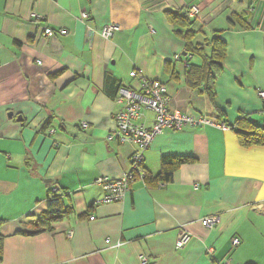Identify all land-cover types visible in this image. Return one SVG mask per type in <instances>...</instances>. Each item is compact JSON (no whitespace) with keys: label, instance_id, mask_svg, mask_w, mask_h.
<instances>
[{"label":"crops","instance_id":"crops-1","mask_svg":"<svg viewBox=\"0 0 264 264\" xmlns=\"http://www.w3.org/2000/svg\"><path fill=\"white\" fill-rule=\"evenodd\" d=\"M167 11L192 22L191 45ZM113 23L120 31L103 40L99 31ZM47 27L68 35L46 38ZM216 35L227 56L212 103L186 75L211 55L205 42ZM134 70L166 85L173 110L230 129L164 131L145 154V171L157 176L163 157L193 161L168 183L135 178L123 201L101 204L95 180L126 175L136 149L108 139L119 87L142 89ZM259 89L264 0H0V264H264V146L243 147L233 131L244 116L264 125ZM140 114L136 123L152 128L154 113ZM51 189L74 214L51 232L25 235ZM210 217L219 218L212 230L201 223ZM181 227L192 240L179 251Z\"/></svg>","mask_w":264,"mask_h":264},{"label":"built area","instance_id":"built-area-1","mask_svg":"<svg viewBox=\"0 0 264 264\" xmlns=\"http://www.w3.org/2000/svg\"><path fill=\"white\" fill-rule=\"evenodd\" d=\"M196 10H192L190 15H195ZM89 15L86 12L81 14V20L86 21ZM120 31V27L113 23L108 24L99 31V35L103 40H110L115 33ZM60 34L62 36L68 35L67 30H54L47 27L43 36L46 38H53ZM93 31L87 28V38L90 40ZM179 59V57H177ZM132 79H139L142 82V89L140 91L131 90L125 85H121L117 92L116 101L122 105V108L113 116L115 125L114 132L109 135V140H117L121 144L131 143L136 149L131 157L130 171L119 179H109L100 177L95 180V184L102 188L104 193L101 199V204H111L121 202L127 195L129 184L135 178L144 179L146 171L144 168L145 154L150 149L153 141L157 136L166 130L182 131L186 127H215L222 131L229 130V126L224 123H217L207 117L195 118L190 115H183L177 110L171 108V98L169 97L167 87L165 84L157 80H148L143 75L142 71L134 70L130 73ZM257 96L261 102L264 103V89L257 91ZM143 109L151 110L154 115V124L152 128H147L142 124L136 123L140 117ZM264 114V111H263ZM86 128L87 125L83 124ZM94 218L91 217V220ZM202 226L206 229L212 230L218 223V217H210L202 220ZM192 235L185 227L180 228L178 238L176 240L175 249L183 250L191 242ZM109 240L107 241V244ZM233 248L240 245V240L234 238L232 241ZM211 251V250H210ZM146 258L141 257V263L146 264ZM219 264H235L232 258H226Z\"/></svg>","mask_w":264,"mask_h":264},{"label":"trees","instance_id":"trees-1","mask_svg":"<svg viewBox=\"0 0 264 264\" xmlns=\"http://www.w3.org/2000/svg\"><path fill=\"white\" fill-rule=\"evenodd\" d=\"M168 18L175 24L183 26L186 31L182 34L187 40V44L191 45L193 33L190 28V22L186 15L181 12H166ZM247 28L246 25L243 26ZM211 48V55L202 54L203 64L201 66L191 65L186 75L187 84L192 88L202 87L204 94L213 103L216 98V83L223 72V61L227 56V44L219 36L216 35L205 42ZM205 45V44H204ZM204 45H199L193 48V53H200L204 50ZM188 53V51H186ZM241 146H264V125H258L244 116L239 118L236 125L233 127ZM193 159L181 157H163L161 161V171L157 176H152L146 172L144 181L150 186L161 185L172 180L174 172L183 164L189 163ZM64 193L58 190H50L47 200V209L34 223L33 232H24L25 235L35 236L44 232H51L53 225L59 223L65 218L74 214V209L65 207L62 199ZM2 260V241L0 240V261Z\"/></svg>","mask_w":264,"mask_h":264},{"label":"rangeland","instance_id":"rangeland-1","mask_svg":"<svg viewBox=\"0 0 264 264\" xmlns=\"http://www.w3.org/2000/svg\"><path fill=\"white\" fill-rule=\"evenodd\" d=\"M191 16H193V14H191ZM33 18H35V16H33Z\"/></svg>","mask_w":264,"mask_h":264},{"label":"water","instance_id":"water-1","mask_svg":"<svg viewBox=\"0 0 264 264\" xmlns=\"http://www.w3.org/2000/svg\"><path fill=\"white\" fill-rule=\"evenodd\" d=\"M10 117L12 116V114L9 115Z\"/></svg>","mask_w":264,"mask_h":264}]
</instances>
